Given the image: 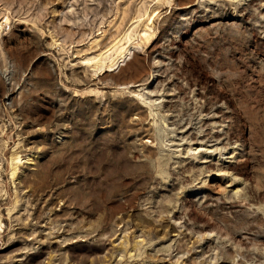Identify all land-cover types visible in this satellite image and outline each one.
<instances>
[{"label": "rangeland", "instance_id": "1", "mask_svg": "<svg viewBox=\"0 0 264 264\" xmlns=\"http://www.w3.org/2000/svg\"><path fill=\"white\" fill-rule=\"evenodd\" d=\"M0 264H264V0H0Z\"/></svg>", "mask_w": 264, "mask_h": 264}, {"label": "bare ground", "instance_id": "2", "mask_svg": "<svg viewBox=\"0 0 264 264\" xmlns=\"http://www.w3.org/2000/svg\"><path fill=\"white\" fill-rule=\"evenodd\" d=\"M149 13H147V15H148ZM153 14H154V12L153 13H150L149 15H148V19H146V21H147V27L148 26H150L151 25V20H152V18H153ZM146 30L147 29H142V30H140V35H141V37H144V39H150V34H148L147 32H146ZM129 34V33H128ZM124 36L125 35H123L122 37H120V38H118V39H116V41L114 42V44H112V46L111 47H109L108 49H107V52L109 51V50H111L113 47H116V45H118V48H117V51H116V54H115V56L113 57V59L111 60V64L109 65V68L108 69H111V68H113L114 66H116V65H118L117 63L119 62V61H123V59L127 56V55H129L130 56V53H131V55H132V52H133V50H135V48H136V46H135V43H133L132 42V40H131V37L130 36H126L125 38H124ZM128 37V38H127ZM130 37V38H129ZM127 38V41H124V39H126ZM128 58V57H127ZM121 61V62H122ZM125 61V60H124ZM113 70V69H112ZM144 100V99H143ZM142 100V101H143ZM146 101V100H145ZM160 103V102H159ZM152 105V104H151ZM30 158V157H29ZM13 161H15L14 163H13V168H12V174H14V172H16L15 171V169H16V167H18V165L17 164H19V162H21L22 163V161H23V159H22V156H20V155H18V154H16V155H14L13 156V159H12ZM14 176V175H13ZM54 237V236H53ZM119 258V257H118ZM117 258V259H118ZM116 259V260H117Z\"/></svg>", "mask_w": 264, "mask_h": 264}]
</instances>
